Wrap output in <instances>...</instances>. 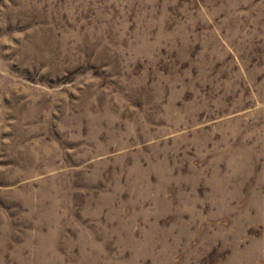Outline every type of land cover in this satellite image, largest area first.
Returning <instances> with one entry per match:
<instances>
[{"label": "rangeland", "instance_id": "rangeland-1", "mask_svg": "<svg viewBox=\"0 0 264 264\" xmlns=\"http://www.w3.org/2000/svg\"><path fill=\"white\" fill-rule=\"evenodd\" d=\"M0 264H264V0H0Z\"/></svg>", "mask_w": 264, "mask_h": 264}]
</instances>
